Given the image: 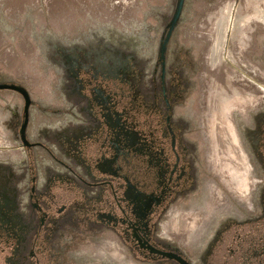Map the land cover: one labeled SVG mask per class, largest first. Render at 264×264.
<instances>
[{
	"label": "rangeland",
	"instance_id": "1",
	"mask_svg": "<svg viewBox=\"0 0 264 264\" xmlns=\"http://www.w3.org/2000/svg\"><path fill=\"white\" fill-rule=\"evenodd\" d=\"M176 1L75 0L74 6L60 0L58 7L51 8L46 0H0V82L19 84L28 91L32 100L29 138L42 141L54 156L84 174L83 160L96 146L93 140L99 124L92 89L111 94L120 107L150 120L151 79L154 75L157 84L158 50ZM218 22L225 27L218 66L236 80L235 90L247 98L244 104L223 101L222 105L211 91L209 49ZM74 44L77 50L90 51L91 58H68ZM165 45L172 119L188 142L189 155L184 156L192 158L196 176L187 185L193 192L171 208L181 204L186 217L177 223L186 230L198 225L202 232L193 249L184 248L192 252L193 264H198L202 256L198 249L213 241L210 236L217 230V255L201 263L231 264L233 259L238 264L235 256L230 258V248L259 250L264 245V0H184ZM119 50L124 58L102 57L115 56ZM156 94L161 107L159 90ZM23 104L19 93L0 90V248L6 250L12 240L7 235L9 214L4 204L9 198H22L23 187L16 185L24 182L27 161L40 178L48 172L67 178L47 150L27 149L18 138ZM15 186L18 195L10 196L9 188ZM55 187L63 192L55 200L59 205L69 195L85 198L78 182L63 181ZM204 202H217L214 212H220L211 213L201 228L195 217ZM169 227L176 228L173 223ZM82 230L71 223L45 238L44 248H49L54 263L119 264L104 252L108 241L132 264H150L132 257L130 248L117 241L109 228L101 230L102 236L79 240L74 233ZM162 264L174 263L164 260Z\"/></svg>",
	"mask_w": 264,
	"mask_h": 264
},
{
	"label": "flooded vegetation",
	"instance_id": "2",
	"mask_svg": "<svg viewBox=\"0 0 264 264\" xmlns=\"http://www.w3.org/2000/svg\"><path fill=\"white\" fill-rule=\"evenodd\" d=\"M74 1L69 0L70 5L76 6ZM59 2L60 0H46L51 8H54V4L58 7ZM183 2L184 0L171 29L172 18L170 19L167 32L158 50L157 84L154 75L151 79L153 102L150 105L152 111V114H149L150 120L134 116V111L131 113L127 106L120 107L111 94L97 88L91 90L92 93L94 92L92 98L97 108L99 124L95 131L96 138L93 140L96 146L93 151L90 150L92 154H89V159L85 157L83 160L84 174L54 156L50 148L42 141L29 138L27 127L32 100L28 91L19 84L0 82V84L16 85L19 90L11 88H0V90L15 91L24 100L21 121L17 128L21 143L27 149L39 146L47 150L52 158L62 165L65 170L62 172L67 175L66 179H62L59 174L48 172L40 178L38 172L27 161L23 171L24 182L16 185L18 189L23 187V192L20 193L22 198H9L4 204L6 216L9 214L6 220L9 225L7 235L12 240L9 246H12L8 250L0 248L4 254L2 258L0 257V264H56L49 248H44L45 238L48 240L58 232L60 226L66 227L71 223L83 227L82 231L72 232L78 235L79 240L89 238L92 234L102 236L101 230L109 228L117 241L130 248L132 257L142 262L162 264L164 260H168L174 264H193L192 252L185 249L184 244L176 236L174 237V234L162 231L166 213L169 216L164 229H170L171 223L177 226L179 213L171 206L178 201L182 202L184 196L193 192V189H189L187 185L191 181L193 183L196 178L192 173L194 167L192 158L184 156L189 155L188 142L177 130L178 125H175L172 119V104L167 96L168 87L165 82L166 45L163 51L161 50L177 23ZM177 3L178 0L173 15ZM224 38V24L218 22L209 49V64L213 69L211 77L213 90L211 91L212 94L215 93L217 101H221L222 105L223 101H232L231 103L236 106L246 103L247 98L245 95L240 96L235 90L236 80L228 76L229 72L218 66ZM116 53L118 55L102 57L124 58L122 50ZM67 57L91 58V53L83 52L79 48L77 50L75 46L73 54L69 53ZM228 57H231L230 52ZM155 69L154 66L153 72ZM125 73L127 74V71ZM156 90H159L163 101L161 107L156 100ZM24 91L29 97L28 105H26ZM9 120H12V116H9ZM229 129H231L230 124ZM230 131L234 140H237L234 130ZM11 134L10 137H13L12 132ZM187 158L189 160H186ZM63 181L68 184L74 181L80 183L83 186L82 192L85 198H72L69 195L65 202L57 204L55 200L59 195L63 196V192L56 190L55 186ZM16 186L9 188L10 196L18 195ZM216 203L214 206L218 207ZM228 207L229 205L227 209ZM92 229L93 233H91ZM194 230L195 228L191 225L186 231L185 237L188 241L193 240ZM211 239L213 241L198 249L197 254L202 255L197 259L198 264H204L201 262L205 260V257L207 259L210 255H217L219 247L214 246L218 239L217 230L212 232ZM103 248L104 252L109 253L119 264H132L111 242H104ZM229 256L231 259L235 256V263L238 261V264H264V245L259 250L230 248ZM253 257L257 258V261L253 262Z\"/></svg>",
	"mask_w": 264,
	"mask_h": 264
},
{
	"label": "crops",
	"instance_id": "3",
	"mask_svg": "<svg viewBox=\"0 0 264 264\" xmlns=\"http://www.w3.org/2000/svg\"><path fill=\"white\" fill-rule=\"evenodd\" d=\"M10 132V131H9ZM211 191V190H210ZM215 194V193H214ZM174 209H177V211H178V219L179 220H182L183 219V217H186V216H184V209H183V207H182V205L181 204H179V207H175ZM214 204L212 205V202H204V205H203V207H200L199 209H197L196 210V213H197V215H196V217H195V220L197 221V220H199V223H200V227L202 228V224H205V222H207V221H209V219H210V217L209 216H211V213L213 214L212 216H214V213H217V212H220V211H217V212H214ZM216 211V210H215ZM198 214H199V218H198ZM180 215V216H179ZM169 216V215H168ZM213 218V217H212ZM167 220H168V218L167 219H165L164 221H163V223H162V231L164 232V233H170V234H174L184 245H187L190 249H193L196 245H194V241L197 239V238H199V235H200V232L201 231H199L198 230V225H196V227H195V230H194V233H193V240H191V241H188L187 239H186V226L184 227V225L183 224H177V226H176V228L175 229H164V225H165V223L167 222ZM183 221V220H182ZM182 223V222H181ZM185 224H186V222H184ZM197 223H198V221H197ZM184 229V230H183ZM202 230V229H201ZM202 233V232H201Z\"/></svg>",
	"mask_w": 264,
	"mask_h": 264
},
{
	"label": "water",
	"instance_id": "4",
	"mask_svg": "<svg viewBox=\"0 0 264 264\" xmlns=\"http://www.w3.org/2000/svg\"><path fill=\"white\" fill-rule=\"evenodd\" d=\"M182 1L183 0H178L177 8H176V10L174 12V15H173V17H172V19L170 21V29L172 28V26L174 25V23H175V21H176V19L178 17ZM164 47H165V44L162 45V49H161L162 51H163ZM0 88H11V89L19 90V88L16 85H13V84H0ZM23 94H24V97H25V100H26V105H28L29 104V97H28V95H27V93L25 91L23 92Z\"/></svg>",
	"mask_w": 264,
	"mask_h": 264
}]
</instances>
